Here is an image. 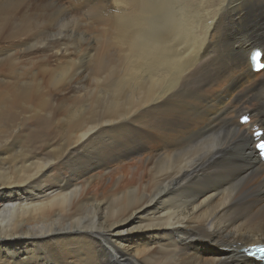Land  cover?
Returning <instances> with one entry per match:
<instances>
[{
    "label": "bare ground",
    "instance_id": "obj_1",
    "mask_svg": "<svg viewBox=\"0 0 264 264\" xmlns=\"http://www.w3.org/2000/svg\"><path fill=\"white\" fill-rule=\"evenodd\" d=\"M255 48L264 0H0V264H262Z\"/></svg>",
    "mask_w": 264,
    "mask_h": 264
},
{
    "label": "rangeland",
    "instance_id": "obj_2",
    "mask_svg": "<svg viewBox=\"0 0 264 264\" xmlns=\"http://www.w3.org/2000/svg\"><path fill=\"white\" fill-rule=\"evenodd\" d=\"M69 6H71V4H69ZM263 73H262V78H264V70L262 71ZM65 91V90H64ZM64 93V92H63ZM63 93L62 94H60V95H57L56 97H55V100H59V99H61V97L63 98V97H65V95H63ZM65 93H67L66 91H65ZM63 95V96H62ZM148 151L149 150H147V151H145V152H143L141 155H139L138 157H136V158H141V157H144L145 156V154H147L148 153ZM132 159V160H131ZM133 157L132 158H124V160L126 161V162H128V161H133ZM111 170H112V168H110V170H108L107 172H105L106 174L107 173H109V172H111ZM122 170H124L123 172L124 173H126L127 171H126V169L125 168H123Z\"/></svg>",
    "mask_w": 264,
    "mask_h": 264
},
{
    "label": "snow or ice",
    "instance_id": "obj_3",
    "mask_svg": "<svg viewBox=\"0 0 264 264\" xmlns=\"http://www.w3.org/2000/svg\"><path fill=\"white\" fill-rule=\"evenodd\" d=\"M245 122H247V118L245 117ZM256 135H260L259 133H256ZM262 140H264V137H262ZM257 147L261 148V149H264V142L260 143L257 145Z\"/></svg>",
    "mask_w": 264,
    "mask_h": 264
}]
</instances>
